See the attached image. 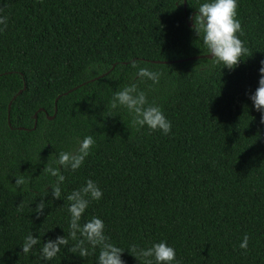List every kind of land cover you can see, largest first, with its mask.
Here are the masks:
<instances>
[{"label":"trees","instance_id":"1","mask_svg":"<svg viewBox=\"0 0 264 264\" xmlns=\"http://www.w3.org/2000/svg\"><path fill=\"white\" fill-rule=\"evenodd\" d=\"M202 2L0 0V264H96L99 247L70 235L67 196L87 180L103 195L79 223L101 218L125 264H147L138 250L161 240L180 264H264V125L249 99L264 60V0H238L247 52L234 70L207 58L170 63L210 54L188 26ZM131 83L162 109L167 135L111 107ZM87 136L79 168L57 163ZM47 167L65 178L59 199ZM29 234L39 243L25 254ZM58 236L67 244L43 260ZM81 240L84 257L72 251Z\"/></svg>","mask_w":264,"mask_h":264},{"label":"clouds","instance_id":"2","mask_svg":"<svg viewBox=\"0 0 264 264\" xmlns=\"http://www.w3.org/2000/svg\"><path fill=\"white\" fill-rule=\"evenodd\" d=\"M238 0H203L196 9V15L190 17L193 20L192 30L198 38L202 39L203 45L211 54L214 63H222L223 68L234 70L239 66L241 57L247 52L244 42L240 39L243 34L241 22L237 18ZM7 17H0V25L6 26ZM239 33V35H238ZM133 67H136L133 64ZM98 66L92 64L89 70H96ZM258 87L254 93L249 95L252 106L260 113V123L264 125V60L260 61L258 68ZM136 76L140 79L151 80L153 84L159 83L160 73L151 71L145 67L137 68ZM111 107L125 108L133 116V123L138 128L147 127L150 130H159L167 135L171 131V122L167 119L162 109L156 104H149L144 91L138 89L136 83H131L116 91L112 96ZM79 148L75 151L61 152L57 163L61 166H68L72 170L79 168L85 157L88 155L94 140L91 136L84 137L79 141ZM50 175L56 177V183L51 185V194L55 199L61 196V183L64 176L57 169L47 167L44 169ZM24 183L23 177H18L15 184L20 186ZM102 191L98 185L87 180L85 186L73 191L67 196L70 205V235L75 238L77 232L86 239L93 249L99 247V254L96 257V264H125L122 259L124 250L113 243L108 242L104 234L105 224L99 217H92L83 225L79 222L90 200H100ZM43 209V203L37 205ZM39 243L37 237L29 234L24 238L21 245L22 252L27 254ZM67 244L64 236H58L55 239L46 241L40 249L41 258L45 261H51L60 251L62 245ZM84 240L78 241L72 249L74 253L78 252L80 257L88 254V249L83 247ZM248 237L245 236L240 243V248L246 249ZM138 255L142 257H152L147 264H180L176 259V250L166 241H159L146 249H139Z\"/></svg>","mask_w":264,"mask_h":264},{"label":"water","instance_id":"3","mask_svg":"<svg viewBox=\"0 0 264 264\" xmlns=\"http://www.w3.org/2000/svg\"><path fill=\"white\" fill-rule=\"evenodd\" d=\"M184 7H185V13H186V7H187V2H186V1H185V4H184ZM186 16H187V13H186ZM192 17H193V16H192ZM192 24H193L192 20L188 22V26H189V27H192ZM201 58H207V59H210V60L212 59L211 54H209V55H206V56L192 57V58H188V59H184V60H179V61H175V62H170V63H182V62H187V61L198 60V59H201ZM156 63H158V64H165V62H156ZM104 76H105V75L101 76L100 78H102V77H104ZM100 78H98V79H100ZM93 81H94V80H93ZM76 89H78V88H75V89H73V90L67 92L65 95H68V94L72 93V92H73L74 90H76ZM21 93H22V92H19V95H20ZM11 104H12V102H11ZM11 104H10V106H11ZM9 110H10V107H9ZM55 116H56V114H55ZM55 116L52 117V118H50V120H53V119L55 118Z\"/></svg>","mask_w":264,"mask_h":264}]
</instances>
